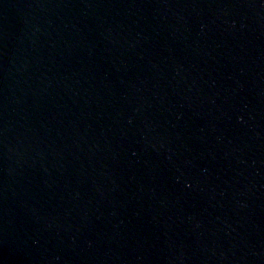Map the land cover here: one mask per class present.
<instances>
[{
    "label": "water",
    "instance_id": "95a60500",
    "mask_svg": "<svg viewBox=\"0 0 264 264\" xmlns=\"http://www.w3.org/2000/svg\"><path fill=\"white\" fill-rule=\"evenodd\" d=\"M149 0H0V264H98Z\"/></svg>",
    "mask_w": 264,
    "mask_h": 264
}]
</instances>
